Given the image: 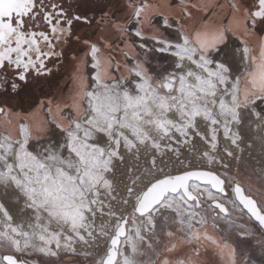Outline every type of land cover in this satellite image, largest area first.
<instances>
[{
    "label": "snow or ice",
    "instance_id": "1",
    "mask_svg": "<svg viewBox=\"0 0 264 264\" xmlns=\"http://www.w3.org/2000/svg\"><path fill=\"white\" fill-rule=\"evenodd\" d=\"M0 264H264V0H0Z\"/></svg>",
    "mask_w": 264,
    "mask_h": 264
}]
</instances>
